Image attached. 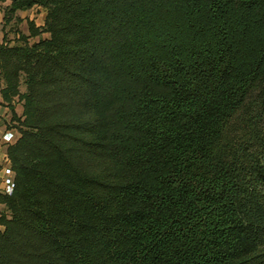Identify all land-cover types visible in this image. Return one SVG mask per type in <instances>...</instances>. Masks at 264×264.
Here are the masks:
<instances>
[{"label": "trees", "instance_id": "obj_1", "mask_svg": "<svg viewBox=\"0 0 264 264\" xmlns=\"http://www.w3.org/2000/svg\"><path fill=\"white\" fill-rule=\"evenodd\" d=\"M2 1L0 264H264V0Z\"/></svg>", "mask_w": 264, "mask_h": 264}, {"label": "rangeland", "instance_id": "obj_2", "mask_svg": "<svg viewBox=\"0 0 264 264\" xmlns=\"http://www.w3.org/2000/svg\"><path fill=\"white\" fill-rule=\"evenodd\" d=\"M10 4V1H2L0 0V43L4 39L7 40L10 44H16L18 42L19 34H28V21H34L36 25H43L44 19H45V10L44 8L40 6H33L29 9L24 10H18L13 15L12 13H9L11 16V20L9 23L5 24V9ZM43 36H47V34H44ZM38 38H32L31 42L36 41ZM22 91L26 90V85L24 83V76L22 78V84H21ZM15 106L18 113L22 116L23 114V101L18 100L16 98L15 100ZM1 211H7L5 206L3 204L0 205ZM8 213V211H7ZM3 228V227H2Z\"/></svg>", "mask_w": 264, "mask_h": 264}, {"label": "built area", "instance_id": "obj_3", "mask_svg": "<svg viewBox=\"0 0 264 264\" xmlns=\"http://www.w3.org/2000/svg\"><path fill=\"white\" fill-rule=\"evenodd\" d=\"M15 134H20L18 129L15 133L8 131L1 137L0 154L2 157L0 159V193L2 194L10 193L13 188L15 173L12 170L8 148L18 140ZM3 181H7L8 185H1Z\"/></svg>", "mask_w": 264, "mask_h": 264}, {"label": "crops", "instance_id": "obj_4", "mask_svg": "<svg viewBox=\"0 0 264 264\" xmlns=\"http://www.w3.org/2000/svg\"><path fill=\"white\" fill-rule=\"evenodd\" d=\"M0 21H2V20L0 19ZM37 26H41V25L38 24ZM45 34H47V33H45ZM48 36L49 35L47 34V36H43V37H48ZM2 42L3 41H1V43ZM4 85H5L4 81L0 79V145H1V137L3 134L7 133L8 131H12L15 133V131L18 129L16 127L17 122L15 120H13V116H12V112H11L10 108L7 106V104H3V97L1 94V89L4 87ZM21 91H22V89H21ZM16 112L19 116H21L17 110H16ZM15 136L18 139L20 137V134H15ZM1 157L2 156L0 154V159H1ZM1 185H8V183H7V181H5V182L3 181V182H1Z\"/></svg>", "mask_w": 264, "mask_h": 264}]
</instances>
